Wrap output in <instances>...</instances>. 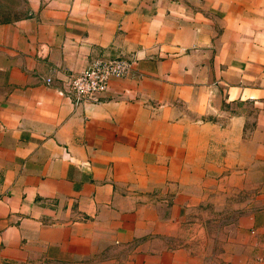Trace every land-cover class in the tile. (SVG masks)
<instances>
[{"label": "crops", "instance_id": "crops-1", "mask_svg": "<svg viewBox=\"0 0 264 264\" xmlns=\"http://www.w3.org/2000/svg\"><path fill=\"white\" fill-rule=\"evenodd\" d=\"M98 57L133 72L76 104ZM0 264H264V0L0 23Z\"/></svg>", "mask_w": 264, "mask_h": 264}, {"label": "built area", "instance_id": "built-area-1", "mask_svg": "<svg viewBox=\"0 0 264 264\" xmlns=\"http://www.w3.org/2000/svg\"><path fill=\"white\" fill-rule=\"evenodd\" d=\"M133 65L131 57L95 58L85 69L69 75L67 91L74 96L76 104L86 99L94 100L97 94L107 90L111 78L130 76Z\"/></svg>", "mask_w": 264, "mask_h": 264}, {"label": "rangeland", "instance_id": "rangeland-1", "mask_svg": "<svg viewBox=\"0 0 264 264\" xmlns=\"http://www.w3.org/2000/svg\"><path fill=\"white\" fill-rule=\"evenodd\" d=\"M32 0H0V23L13 22L28 15Z\"/></svg>", "mask_w": 264, "mask_h": 264}]
</instances>
